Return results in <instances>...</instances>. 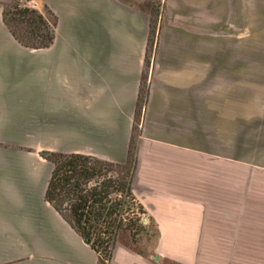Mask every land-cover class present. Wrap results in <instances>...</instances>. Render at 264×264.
Wrapping results in <instances>:
<instances>
[{"label":"crops","instance_id":"1","mask_svg":"<svg viewBox=\"0 0 264 264\" xmlns=\"http://www.w3.org/2000/svg\"><path fill=\"white\" fill-rule=\"evenodd\" d=\"M32 1L53 24L44 47L6 18ZM151 1L0 0V264H100L45 198L43 153L124 163L133 139L131 190L152 229L117 241L111 264H264V137L246 130L263 106L246 85H199L214 27L246 25L261 0H158L138 106Z\"/></svg>","mask_w":264,"mask_h":264},{"label":"trees","instance_id":"2","mask_svg":"<svg viewBox=\"0 0 264 264\" xmlns=\"http://www.w3.org/2000/svg\"><path fill=\"white\" fill-rule=\"evenodd\" d=\"M13 21L24 22L29 29L27 39L13 29L23 44L44 47L53 40V24L28 5L14 6ZM130 148L126 160L130 157ZM53 163V170L45 190V198L59 211L99 256L109 260L118 231L128 229L134 240L144 227L140 214L144 212L136 201L131 182L135 167L128 176L102 175L96 166L112 163L79 153H43ZM91 162L95 164L91 165Z\"/></svg>","mask_w":264,"mask_h":264},{"label":"rangeland","instance_id":"3","mask_svg":"<svg viewBox=\"0 0 264 264\" xmlns=\"http://www.w3.org/2000/svg\"><path fill=\"white\" fill-rule=\"evenodd\" d=\"M33 2H30L28 6L37 9V4H35V7L32 6ZM256 3V6L261 4L260 10L243 11L244 15L242 17L246 18V25L214 27L213 73H208L207 77L204 74L202 77H199V85H246L247 105H252L254 99H256L261 102L264 109V0ZM149 4L151 30L149 34V48L146 53L140 81V85L143 86H141V97L138 106H141L144 101L145 85H150L152 81V78H150L152 73L150 67L152 66V52L157 31L155 18L158 12V0H153ZM12 11L13 9L7 11V20L14 30L27 39L29 27L24 22L13 21L11 19L14 15ZM247 108H252V106H247ZM250 113L252 114L253 112ZM258 120L251 124L247 123L246 130L247 132L252 131L251 133L254 131L253 135L258 138V141L260 139L262 142L264 137V114L260 118V121ZM135 128L134 133L137 134L139 128L137 125H135ZM132 142L130 157L127 161L121 164L109 163L102 166L98 165L96 169L101 168L102 175L107 174L116 177L130 175L133 171L134 139ZM93 164L95 163L91 162V165ZM142 225L144 230H146V227L152 229L151 221H147L146 224L142 223ZM141 233L133 240L128 229H121L118 231L116 242L128 241L137 244ZM110 259L101 260L100 264H111Z\"/></svg>","mask_w":264,"mask_h":264},{"label":"built area","instance_id":"4","mask_svg":"<svg viewBox=\"0 0 264 264\" xmlns=\"http://www.w3.org/2000/svg\"><path fill=\"white\" fill-rule=\"evenodd\" d=\"M35 4H36V3L33 2V5H32V6L35 7ZM140 216H141V222H142L143 224H146V222H147L148 220H147V218H146L145 213H144V212L141 213Z\"/></svg>","mask_w":264,"mask_h":264}]
</instances>
